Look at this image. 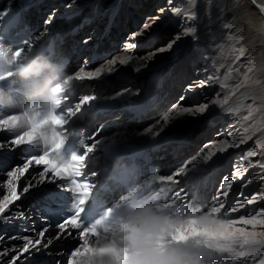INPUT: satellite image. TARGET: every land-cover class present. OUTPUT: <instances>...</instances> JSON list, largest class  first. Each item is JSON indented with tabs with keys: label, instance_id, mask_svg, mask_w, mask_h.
Segmentation results:
<instances>
[{
	"label": "bare ground",
	"instance_id": "bare-ground-1",
	"mask_svg": "<svg viewBox=\"0 0 264 264\" xmlns=\"http://www.w3.org/2000/svg\"><path fill=\"white\" fill-rule=\"evenodd\" d=\"M25 1L38 2L36 7L25 13V19L34 31L31 42L44 39L63 22L71 24L67 34L65 31L62 33L60 50L69 61H77L81 56L84 59L83 65L74 72L71 67L72 73L67 76L75 77L81 68L95 71L117 56L132 57L127 65L117 62L112 72H104L92 80H73L71 90L66 93L74 97V103L84 95H95L97 99L91 105L105 106L107 116L120 110L110 119L100 121L93 130L96 149L90 155L98 159L92 164L94 171L98 166L106 165L102 162L103 154L118 152L119 149L143 151L142 162L147 161L143 182L155 175H174L183 166L184 173L174 175L173 181L166 180L162 186L156 185L167 196V200L162 202H171L175 198V206L183 204L197 214L211 213L212 207L223 203L221 211L212 214L216 219L238 221L234 228L255 232L257 239L264 241V235H261L264 234V225L253 227L239 222L241 218L250 219L252 216L264 220V167L261 166L264 165V148L260 147V143H264V35L259 32L264 28V12L259 7L264 6V0H255V3L253 0H115L106 9L102 7L104 0H68L67 3L61 2L63 0H0V13L15 10ZM142 15L145 16L142 28L134 30L135 22L131 19H140ZM173 27L174 35L164 46L141 53L138 43L145 48L152 43L156 45L166 39ZM189 27H194L195 32L185 34ZM134 33L139 34L133 36ZM83 34L87 38L81 41ZM132 44L135 47H128ZM170 48L176 53L175 56L170 55L171 58L186 57L183 64L180 67L165 65L156 68ZM92 55L97 59L90 62ZM149 55H152L151 59H147ZM197 65L195 75H189L191 68ZM245 75L249 77L248 84L237 89L236 85L243 82ZM184 82L183 90L194 94L188 107L195 109L204 104L209 107L203 114L186 113L164 125L162 117L170 110L169 104L173 108L181 105L180 102L189 101L186 92L180 90ZM225 98L226 103L223 102ZM214 100L222 103L214 104ZM143 106L145 109L140 110ZM6 108L9 111L7 115L16 114L14 107ZM253 109L259 111L244 121L243 117ZM4 116L6 114L0 113V118ZM158 120L159 125L156 124ZM254 124L259 131L251 127ZM143 125L145 127L141 129ZM153 125L156 126L152 132H148ZM161 127L164 130L153 137ZM201 127L207 131L200 132ZM108 128L113 130L105 133ZM168 137L183 138L169 143ZM241 139L245 143L240 144ZM224 140L234 146L223 153L216 152L211 160L204 162L202 156L209 148L213 145L219 147ZM9 141L6 132H0V160L12 158L8 170L0 171V178L5 176V181L2 178L0 181V201L5 195H10L8 181L11 177L8 173L23 166L18 158L22 146L13 148ZM196 148L194 155L186 159L178 170L168 172V167L174 166ZM249 151L256 155L247 157ZM242 152L243 155L238 156ZM234 157L236 160L227 172L229 165L224 160ZM18 160L20 163L16 167ZM38 173L37 167L32 166L28 173L18 174L19 178L13 181L18 194L29 181L35 186L29 193L22 194L27 195L26 199L16 201L0 216V253L7 252V255H0V264H10L12 257L22 250L26 243L23 237L33 241L40 238L37 231L40 212L35 204L41 199L39 189H52L57 179L55 183L51 179L41 183ZM226 182L228 187H224ZM237 187L239 191L233 196ZM224 191L228 192L227 197L222 195ZM249 200L254 202L248 203ZM237 203H244L245 207L232 212ZM20 211L24 212L23 218L19 217ZM50 229L44 235L40 250L30 246V252L20 256L16 264H43L44 260L45 263L53 260L58 262L52 264H67L66 255L62 262L59 257L63 247L72 242V237L61 234L57 239L59 229ZM49 239L52 243L45 247ZM257 247L259 251L252 256L239 258L226 253L218 257L215 264H259L264 259V244ZM236 248L240 250L239 245ZM116 264H128V261L122 258Z\"/></svg>",
	"mask_w": 264,
	"mask_h": 264
},
{
	"label": "snow or ice",
	"instance_id": "snow-or-ice-1",
	"mask_svg": "<svg viewBox=\"0 0 264 264\" xmlns=\"http://www.w3.org/2000/svg\"><path fill=\"white\" fill-rule=\"evenodd\" d=\"M253 2L255 3V0H253ZM259 7L261 12H264V6ZM6 15L7 12L0 13V25L3 24V17ZM194 32V27L185 29V34ZM138 34L139 33H134L133 36ZM0 36L11 39L7 31L3 29H0ZM177 39H179V37H177ZM171 43H175V41ZM171 43L169 47H171ZM128 47H135V45H128ZM34 49H39L51 59L50 49L36 42H25L21 46L15 47L14 50L2 46V42H0V56H6L7 52L11 51L12 55L18 59L25 52L31 53ZM159 51H164V49H160ZM154 54L155 53L152 55ZM152 55H149L147 59H151ZM131 60V56H117L108 61L105 65L96 68L95 71H85L81 68L75 77H70L72 81L92 80L99 77L104 72H112L114 70L113 66H115L117 62H119L120 65H127ZM8 64L11 65V63ZM136 70L139 71L140 69L137 68ZM14 75L15 73L13 71H8L7 73L0 72V88L10 90V95L12 97L10 103L0 104V108L14 107L19 108L21 111L19 114H10L0 118V132H8L11 134L9 143L13 148H18L20 146L29 147L22 149V152L27 156L23 166L8 173L9 177H11L8 181L10 195H5L3 200L0 201V216H3L9 210L10 205L19 201L22 194L29 193L30 189L35 186L29 181V183L23 187L22 193L18 194L17 186L13 181L17 180L19 176L28 173L31 166H42V170L38 173L41 183L46 179H51L53 183H55L56 179L65 181L64 184L55 185L52 189L46 190V198L60 205L55 213L61 221L56 224V227L59 229L56 238H61V234L77 238V244L71 251L67 259V264H116V262L122 258L127 260L128 264H130L131 258L125 248L117 247L115 244L102 245V234L98 228V222L102 218L100 215L102 212L110 213L111 205L106 204L100 197V191H102L104 187L103 184L100 185L99 190L94 192V189L97 187L96 182H90L89 174L82 171L86 167L85 161L88 159L89 154L93 153L96 149V142H93L91 145L87 144L86 140L82 138L81 133L76 130L75 125L83 118L82 109L84 112H87L89 109L85 108V106L90 105L97 97L95 95H84L79 99V102L75 103L73 108V106L65 104V101L68 100V96H64L62 101L59 102L58 111L55 109L49 112L43 120H36L34 117H30L29 119L32 121V127L25 130L20 126V122L26 113L24 108L18 103V101L23 100V96L19 90L18 84L12 79ZM248 82L249 77L245 75L243 82L237 84L236 88L239 89L248 84ZM223 102L226 103L227 98H225ZM212 103L219 104L222 102L214 100ZM208 107V104H204L192 109L190 107H180L177 105L164 114L162 120L164 125H167L170 120L181 117L186 113L189 115L203 114ZM255 111H259V109L250 110L248 114L243 117V120H250ZM78 113H81V115H77ZM49 124L55 129L54 133L50 137H38L39 130ZM156 124L159 125L160 121H156ZM155 126L156 125H153L147 131L152 132ZM251 127L254 131L260 130L255 124ZM21 129L23 130L21 131ZM163 130V127H161L159 131L153 133V137L159 136L160 132ZM245 131H248V129H245ZM239 143L243 144L245 140L241 139ZM233 146L234 145L229 144L227 140L221 141L219 147L213 145L212 148H209L207 153L202 156V159L204 162H207L216 155V152L223 153ZM260 147L264 148V143H260ZM41 150L42 154H40ZM81 152L82 154H80ZM255 155L256 153L253 151L247 153V157ZM261 166L264 167V165ZM184 170L182 166L174 175L180 176L184 173ZM245 171H247V169H245ZM49 174H51L50 177ZM95 174L96 173L93 172L90 175ZM174 175H168L166 177L163 175H155L142 183V188L146 189L148 194H155L161 202L165 201L167 197L161 188L156 185L159 183V185L162 186L166 180L173 181ZM236 175L239 176L240 172L237 171ZM81 177H83V180L79 179ZM224 187H228V182L225 183ZM65 192L74 193L75 195L67 196ZM176 195L179 196V193ZM222 195L227 197L228 192L224 191ZM65 200H73L74 205L64 204L63 201ZM253 202V200L248 201V203ZM162 203L166 206H175V198H173L171 202ZM180 206L184 205L180 204L178 207ZM223 207V203H220L218 207H212L211 214L219 213ZM243 207H245L244 203H237L231 211L236 212ZM94 215L95 218H93ZM64 216L67 218H64ZM19 217H24L23 211L19 212ZM239 222L244 225H252L253 227L257 224L264 225V220L258 219L256 216H252L250 219L241 218ZM236 223H238V221L220 220L215 230L209 231L193 228V232L194 234L204 235L207 239L217 242L221 247L227 249L228 254L232 257L244 258L252 256L254 252L259 251V247L257 246L264 244V241L257 239V234L255 232L248 233L243 228H234L233 225ZM33 231L35 230L33 229ZM46 231H48L47 228L42 229L39 232L40 238L35 241L27 236L23 237L26 243L23 245L22 250L16 256L12 257L10 264H16L20 256L24 253H29L30 246L32 249L39 251V246L42 244ZM51 243L52 240L49 239L44 246L47 247ZM236 245H239L240 250H237ZM0 255H7V252L0 253ZM259 264H264V259L260 260Z\"/></svg>",
	"mask_w": 264,
	"mask_h": 264
},
{
	"label": "clouds",
	"instance_id": "clouds-1",
	"mask_svg": "<svg viewBox=\"0 0 264 264\" xmlns=\"http://www.w3.org/2000/svg\"><path fill=\"white\" fill-rule=\"evenodd\" d=\"M24 56V54L22 55ZM6 62L18 65L17 74L24 80L39 79L32 92V103L26 105L20 126L32 127L30 117L55 110L72 88V78L66 76L63 65L42 56L28 55L21 60L6 54ZM12 101L10 92L0 90V104ZM55 129L49 124L41 128L38 137H50ZM220 220L211 213L197 214L185 206H166L157 198H147L134 208L121 210L119 200L111 205L98 222L102 245L115 244L127 250L130 264H215L227 249L193 228L215 230ZM175 237V238H174Z\"/></svg>",
	"mask_w": 264,
	"mask_h": 264
},
{
	"label": "rangeland",
	"instance_id": "rangeland-1",
	"mask_svg": "<svg viewBox=\"0 0 264 264\" xmlns=\"http://www.w3.org/2000/svg\"><path fill=\"white\" fill-rule=\"evenodd\" d=\"M67 1L68 0H63V1H61V2H64V3H67ZM114 2H115V0H104L103 1V3H102V7H103V9H106V6H112L113 4H114ZM106 3V4H105ZM113 3V4H112ZM49 11H51V9L49 10ZM144 12V11H143ZM142 12V13H143ZM145 16L144 15H142V17L139 19V17H137V18H134V19H131L132 21H134L135 22V28H134V30H139V29H141L142 28V26H143V21H144V18ZM133 30V31H134ZM171 32L169 33V35L167 36V37H165L166 39H164L162 42H160V43H158V44H156L155 45V43H152V44H150V45H148L146 48L145 47H142V46H139L140 44L138 43V48H141L142 49V52L141 53H146V52H148V51H150V50H154L155 48H157V47H159V46H164V44L167 42V41H169L170 40V38L174 35V27H173V31L172 30H170ZM259 32L262 34V35H264V28H261V30H259ZM85 38H87V35L86 34H83L81 37H80V40L82 41V40H84ZM141 39V38H140ZM150 47V48H149ZM110 55H113V54H110ZM170 55H176V53H175V49L173 50V48L171 49H168V52H167V54L165 55V57H163L162 59H161V62L158 64V66H156V68L157 67H160V66H165V65H170V66H178V67H180L182 64H183V61H185V59H186V57L184 58V56H179V57H174V58H171L170 57ZM83 59H84V57L83 56H81L77 61H69L70 62V64H72V72H74L75 70H77L78 69V67H81L82 65H83ZM82 61V62H81ZM82 63V64H81ZM199 65V64H198ZM198 65L197 66H195V67H192L191 68V71H190V73H189V75H195L194 74V72L196 71V69H198ZM155 68V69H156ZM200 68V67H199ZM72 72H70V74L72 73ZM186 86V83L184 82V83H182L181 84V91H183L184 93L186 92V94H187V96H186V99L187 100H189L188 101V103H184V102H180V104L181 105H179V106H184V107H188L189 106V103H191V100L194 98V94H190L189 92H187V90L186 91H184L183 90V88ZM172 104H174V103H172ZM168 108L169 109H171L172 107H171V104H169L168 105ZM118 111H120V110H117V112L114 114V112L111 114V115H109V116H106L103 120H106V118H111L112 116H114V115H117L118 114ZM102 120V121H103ZM145 127V125H143V126H141V129L142 128H144ZM113 129L112 128H108V129H106L105 130V133H110L109 131H112ZM203 131H207V130H205L203 127H201L200 128V132H203ZM182 132H185V131H182ZM199 132V133H200ZM198 133V134H199ZM186 136V135H185ZM179 138L181 139V138H183V137H176V138H170V137H168V142L169 143H174L176 140H179ZM196 139V138H195ZM203 142V141H202ZM202 142H201V144H202ZM199 147L200 146H197V148L199 149ZM195 149V150H193L192 152H189L188 154H187V156L186 157H183L182 159H181V161H178V162H176V164L174 165V166H171V167H168L167 168V170H168V172L169 173H172V172H174V171H176V170H178L181 166H182V164L186 161V159H188L190 156H192V155H194V152L195 151H197L198 149ZM243 153L244 152H242L241 154H239L238 156H241V155H243ZM236 157V156H235ZM227 158V159H223L224 161H225V163H227V165H229V168H227V172L228 171H230V167H231V165H232V163H234V160H236V158ZM15 166L16 167H18V164H17V162L15 163ZM157 168V167H156ZM250 175H252V174H250ZM251 177H254V176H251ZM1 178L3 179V181H5V176H1ZM0 178V181L2 180ZM217 183H218V181H217ZM178 189H180V187H178ZM238 191H239V189H238V187L234 190V192H233V196H235L237 193H238ZM210 198V196L208 197V199ZM50 231V230H49ZM67 247L65 246V247H63V249L62 250H64V249H66ZM260 258V257H259ZM30 261V260H29ZM31 262H32V260H31Z\"/></svg>",
	"mask_w": 264,
	"mask_h": 264
}]
</instances>
